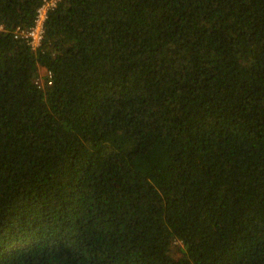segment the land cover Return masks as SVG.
Listing matches in <instances>:
<instances>
[{
	"label": "trees",
	"instance_id": "16d2710c",
	"mask_svg": "<svg viewBox=\"0 0 264 264\" xmlns=\"http://www.w3.org/2000/svg\"><path fill=\"white\" fill-rule=\"evenodd\" d=\"M50 1L0 0V264H264V0H55L33 49Z\"/></svg>",
	"mask_w": 264,
	"mask_h": 264
},
{
	"label": "built area",
	"instance_id": "2783aa9c",
	"mask_svg": "<svg viewBox=\"0 0 264 264\" xmlns=\"http://www.w3.org/2000/svg\"><path fill=\"white\" fill-rule=\"evenodd\" d=\"M55 4V0L50 1L42 5L38 9V13L35 18V23L30 28H26L23 26H17L14 29V35L16 38H22L27 41L28 44L31 45L33 49H37L43 39L45 33V22L48 16V9ZM48 77V84H52L51 72L45 70L43 75L39 74L36 78L35 82L39 87H43L45 85V77Z\"/></svg>",
	"mask_w": 264,
	"mask_h": 264
},
{
	"label": "rangeland",
	"instance_id": "374dc122",
	"mask_svg": "<svg viewBox=\"0 0 264 264\" xmlns=\"http://www.w3.org/2000/svg\"><path fill=\"white\" fill-rule=\"evenodd\" d=\"M44 73H45V69L43 67H41L40 68V74L43 75ZM172 253L174 255H177L178 254L177 249L174 246H172Z\"/></svg>",
	"mask_w": 264,
	"mask_h": 264
},
{
	"label": "clouds",
	"instance_id": "9594fccd",
	"mask_svg": "<svg viewBox=\"0 0 264 264\" xmlns=\"http://www.w3.org/2000/svg\"><path fill=\"white\" fill-rule=\"evenodd\" d=\"M41 68V67H40ZM45 69V68H44ZM46 70V69H45Z\"/></svg>",
	"mask_w": 264,
	"mask_h": 264
}]
</instances>
